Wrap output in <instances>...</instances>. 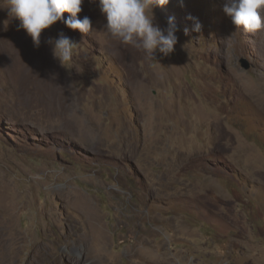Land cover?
I'll return each instance as SVG.
<instances>
[{
  "label": "rangeland",
  "instance_id": "rangeland-1",
  "mask_svg": "<svg viewBox=\"0 0 264 264\" xmlns=\"http://www.w3.org/2000/svg\"><path fill=\"white\" fill-rule=\"evenodd\" d=\"M222 3L155 7L179 30L153 61L91 0L90 33L57 22L39 48L0 0V264H264V29ZM60 32L66 67L45 43ZM79 196L106 238L77 239Z\"/></svg>",
  "mask_w": 264,
  "mask_h": 264
},
{
  "label": "clouds",
  "instance_id": "clouds-1",
  "mask_svg": "<svg viewBox=\"0 0 264 264\" xmlns=\"http://www.w3.org/2000/svg\"><path fill=\"white\" fill-rule=\"evenodd\" d=\"M98 3L100 12L106 19L104 28L111 37L121 43L142 49L149 60L156 61L155 53L168 56L174 51L178 41V26L174 17H169L167 25L161 28L154 23L153 9L163 7L170 0H91ZM84 0H7L10 16L19 21L18 29H23L31 38L34 47L41 45V34L57 22L67 28L88 34L93 30L88 16L79 17ZM223 12L231 19L236 30L255 32L264 29V0H223ZM70 15L65 18L64 14ZM193 30L199 32L202 25L197 18ZM52 55L64 67L71 64L77 43L60 32L57 37L45 41Z\"/></svg>",
  "mask_w": 264,
  "mask_h": 264
},
{
  "label": "bare ground",
  "instance_id": "bare-ground-1",
  "mask_svg": "<svg viewBox=\"0 0 264 264\" xmlns=\"http://www.w3.org/2000/svg\"><path fill=\"white\" fill-rule=\"evenodd\" d=\"M7 193H3L2 191H0V197H2L0 200H1V203H0V206H4L5 205V203L7 202ZM76 201V200H75ZM77 203H78V207L79 208H81L82 209V211L85 213V219L87 220V222H88V224H89V226H90V228L88 229V231H87V233H85L84 235H79L78 237H77V239L79 240V239H83V241H90L91 239H97L96 241H99L98 239H102V238H106L107 237V235H99L98 234V236L96 235V238L94 237V235L95 234H97V232H96V230H97V228H96V225H97V223H99V222H101L100 220H97L96 221V214H95V210H97V208L96 209H94L93 208V206L92 207H90V205L88 204V202L85 200V198H83L82 196H79L78 198H77ZM93 204V203H92ZM97 213H99L98 211H97ZM82 216H84V215H82ZM84 218H82V220H83ZM96 221V222H95ZM84 224V223H83ZM87 224V225H88ZM84 226H85V224H84ZM76 230V229H75ZM80 233V232H79ZM74 237V236H73ZM94 248V247H93Z\"/></svg>",
  "mask_w": 264,
  "mask_h": 264
},
{
  "label": "water",
  "instance_id": "water-1",
  "mask_svg": "<svg viewBox=\"0 0 264 264\" xmlns=\"http://www.w3.org/2000/svg\"><path fill=\"white\" fill-rule=\"evenodd\" d=\"M247 68V67H246Z\"/></svg>",
  "mask_w": 264,
  "mask_h": 264
}]
</instances>
